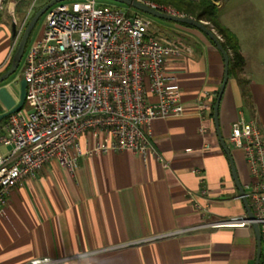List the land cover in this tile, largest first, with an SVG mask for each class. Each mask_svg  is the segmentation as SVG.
Instances as JSON below:
<instances>
[{
	"label": "crops",
	"instance_id": "0c3cea01",
	"mask_svg": "<svg viewBox=\"0 0 264 264\" xmlns=\"http://www.w3.org/2000/svg\"><path fill=\"white\" fill-rule=\"evenodd\" d=\"M217 1L218 23L237 38L245 60L240 77L249 99L245 102L237 77L229 73L217 117L246 194L251 177L244 152L228 140L241 115L264 132V0ZM19 3L12 1L13 6ZM6 12L8 8L0 14L3 74L29 21L22 14L20 20L11 16L6 25ZM177 29L193 48L191 56L167 64L179 79L184 115L152 123L154 152L145 159L133 151L95 154L82 157L73 175L54 162L17 183L0 216V264H24L44 256L63 259L61 264H255L253 227L188 230L207 218L195 208L201 190L208 192L200 202L201 207L208 205L210 219L247 211L213 117L225 72L223 54L198 29ZM205 91L212 94L211 107L201 112L197 102ZM19 94L16 80L0 83V114L18 104ZM177 229L188 231L124 245Z\"/></svg>",
	"mask_w": 264,
	"mask_h": 264
},
{
	"label": "built area",
	"instance_id": "2783aa9c",
	"mask_svg": "<svg viewBox=\"0 0 264 264\" xmlns=\"http://www.w3.org/2000/svg\"><path fill=\"white\" fill-rule=\"evenodd\" d=\"M11 1L0 0V14ZM36 1L28 8L26 21ZM134 1L172 16L184 15L167 4ZM45 18L42 34L30 43L21 69L27 85L25 105L0 123V216L10 190L43 167L56 162L73 175L82 157L95 154L133 151L145 159L154 152L152 123L185 112L179 79L167 66L191 56L182 40L163 43L142 16L96 0H61L48 8ZM211 97L210 92L202 93L197 102L201 112L210 109ZM231 130L229 143L240 148L247 161L251 179L245 195L254 219L247 214L208 218V205L201 207L200 202L208 192L201 190L195 208L207 218L188 230L252 228L257 223L264 264V132L242 115ZM188 230L124 245L167 239ZM63 261L44 256L24 264Z\"/></svg>",
	"mask_w": 264,
	"mask_h": 264
},
{
	"label": "water",
	"instance_id": "95a60500",
	"mask_svg": "<svg viewBox=\"0 0 264 264\" xmlns=\"http://www.w3.org/2000/svg\"><path fill=\"white\" fill-rule=\"evenodd\" d=\"M64 1H68V0H64ZM110 1H116L120 4H123V5H128L130 6L131 8H134L138 11H141V12H144V14H148V15H151V16H155V17H158V19H162V20H169L171 21L172 23H184L185 25H188V26H191V27H196L198 28V30L202 31L206 37L210 38L211 41L213 42V44L216 46L217 50L220 51L222 54H223V57H224V64H225V72L223 74V81H222V85H221V88H219V94H218V97H217V100L215 101V106H214V114H213V117L215 118V123H216V130L218 131V135H219V138H220V143L222 145V147L225 149V151L227 152V156L229 157L230 159V162H231V169H232V172H233V176H234V182H236V185L238 187V189L240 190L239 192V195H241V198L243 199V202L245 204L244 208H246V211H247V215L249 217V220H252L254 219V215H253V212L251 210V208H249V202L246 198V195H245V191L242 187V184L241 182H239V178H238V175H237V171L236 169L234 168L235 165H234V162H233V159H232V156H230V150L228 149V146L226 145V143H224L223 139L221 138V134H220V130L218 129L219 128V123H218V117H217V114H218V111H219V101H221V98H222V94H223V89L224 87H226V85L228 84V80H229V77H228V74H229V69H230V64H229V61H230V57H229V54L224 51V47L222 45V42H221V39L218 38L216 35V33L214 32L213 29H211V27H208L205 22H202V21H197V19H195L194 17L191 18V17H187V16H184V15H181L180 17L179 16H172L171 14H168V13H162L160 11H158L157 9L155 8H150L146 5H144V3H139V2H136L134 0H110ZM57 2H61V0H52V1H49L47 2L46 6L43 7L40 11H38L32 18L31 20L29 21V23L27 24V26L23 29V34H22V37L20 39V41L18 42L17 44V49H16V52L15 54L12 56V63L10 65V68L7 69L4 74H1L0 75V83H3V82H6L8 81L11 76L16 73V71L18 70V68L20 67L21 63H22V57H23V54L25 53V50H26V44H27V41L29 40V37L31 35V31L32 29L35 27L39 17L41 15H43L44 13H46L48 11V8L53 6L55 3ZM15 29H16V26L14 25V29H13V37L16 36V33H15ZM25 79H22L20 82H19V85H20V94H19V102L16 106L12 107L11 110H9L7 113H2L0 114V121L1 120H4L6 118H8L9 116H11L13 113H18L21 108L24 107L25 105V94H26V83H25ZM253 228H254V233L256 234V237H257V257L255 258V264H260L261 260L260 258H262V243H261V237H260V234H259V227L257 225V223H254L253 224Z\"/></svg>",
	"mask_w": 264,
	"mask_h": 264
},
{
	"label": "rangeland",
	"instance_id": "374dc122",
	"mask_svg": "<svg viewBox=\"0 0 264 264\" xmlns=\"http://www.w3.org/2000/svg\"><path fill=\"white\" fill-rule=\"evenodd\" d=\"M34 0H21V3H19L17 6H13L12 4V1L9 3L10 5L8 6V14L7 12L4 14V16H2V20L3 18H7V24L6 25H9L11 24V16H13L15 19L17 18L18 20H20V16H22V14H25L27 15L28 13V8L30 7V5L32 4ZM49 1H52V0H37L35 3H34V7L30 13V15H28V19L29 21L31 20V18L38 12L40 11L43 7L46 6L47 2ZM98 3H105L107 5H118V7H122L125 11H127L130 15H138V16H142L148 23H149V28H150V32L152 34L155 33V35L157 36L158 40H160L161 42L163 43H168L170 41H174V40H182L185 45L190 48V51L193 50V48L187 43V39H184V36L181 33H179V30L177 29L179 26L178 25H175L173 24L171 21L167 20H162V19H158V17H155V16H151V15H148V14H144V12H141V11H138L134 8H131L130 6H126V5H123V4H120L116 1H110V0H96ZM12 14V15H11ZM47 15V12L44 13L43 15H41L35 25V27L32 29V33L29 37V40L27 41V47H26V51L25 53L23 54V57H22V63L20 65V68H18V70L16 71V73H14L11 78L9 79L11 81V79H14L16 80V82L18 83L19 85V82L23 79L21 77V69L23 68L24 66V56L25 54L27 53L28 49H29V46H30V43L31 42H34L39 36H41L42 34V28L44 26V23L46 21V18L45 16ZM28 21V22H29ZM1 22H4V21H0ZM10 68V67H9ZM8 68V69H9ZM245 162H246V165H247V161H246V158H245ZM248 166V165H247ZM247 166H246V169H247ZM248 172H249V169H248Z\"/></svg>",
	"mask_w": 264,
	"mask_h": 264
},
{
	"label": "trees",
	"instance_id": "16d2710c",
	"mask_svg": "<svg viewBox=\"0 0 264 264\" xmlns=\"http://www.w3.org/2000/svg\"><path fill=\"white\" fill-rule=\"evenodd\" d=\"M148 1H152V2L155 1L162 5H166V4L170 5L171 7L175 8L177 12L184 13V15L187 17H191V18L194 17L195 19H197V21L206 22V25L208 27H211V29H213L214 32L217 34L216 36L221 39L222 45L224 47L223 48L224 51H226L229 54L230 57L229 75H233L237 77L240 85V90H242L243 98L245 102L248 101L249 93L245 89L246 81L242 79V77H240V74L242 73L243 68L245 66L244 63L245 60L241 56L238 50L239 45L237 38L234 37V35L228 30H226L222 25H219L217 19L218 12L216 10L217 9L216 6L210 0H148ZM173 24L178 26H185V28L198 29L196 27L185 25L184 23H180V24L173 23ZM205 38L208 37H206L205 35ZM1 74L3 73H0V75Z\"/></svg>",
	"mask_w": 264,
	"mask_h": 264
}]
</instances>
